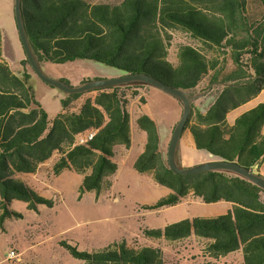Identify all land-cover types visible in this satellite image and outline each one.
<instances>
[{"label":"trees","instance_id":"trees-1","mask_svg":"<svg viewBox=\"0 0 264 264\" xmlns=\"http://www.w3.org/2000/svg\"><path fill=\"white\" fill-rule=\"evenodd\" d=\"M21 13L40 64L94 60L124 74L146 73L177 87L194 97L183 131L189 130L195 148L259 173L264 162V102L232 123L226 116L264 89V0H21ZM172 31L186 33L195 42L178 43L173 58ZM21 64L29 65L26 56ZM29 78L26 71L16 74L0 57L2 229L7 218L21 216L10 209L13 200L25 202L31 210L41 204L53 206V199L21 183L17 174L37 172L55 154L51 175L64 170L82 175L81 193L99 194L107 187L117 170L112 161L116 146L131 147V100H145L139 92L145 84L140 82L97 88L67 94L61 111L51 118L36 99ZM199 88L200 95L215 91L204 109L194 105ZM91 91L93 96L77 103ZM135 125L146 135L135 170L169 190L144 209L174 206L190 194L205 203H232L225 214L145 229L144 236L171 243L194 234L209 239L204 249L213 258L241 250L243 264H264V189L227 171L174 173L161 151L154 119L140 113ZM90 130H96L92 139L75 142ZM60 244L79 264H167L162 249L153 245L134 248L119 240L80 251L66 241Z\"/></svg>","mask_w":264,"mask_h":264},{"label":"rangeland","instance_id":"rangeland-1","mask_svg":"<svg viewBox=\"0 0 264 264\" xmlns=\"http://www.w3.org/2000/svg\"><path fill=\"white\" fill-rule=\"evenodd\" d=\"M91 2H116L118 0H89ZM252 8L254 5H252ZM13 0H0V52L3 47L8 55L11 68L19 74L27 68L30 74L35 97L40 105L52 118L62 109L61 100L67 96L59 88L41 80L29 65H22V49L13 36ZM173 45L170 56H175L178 43H192V39L183 32L172 31ZM42 71L53 79H62L72 86H78L86 81L112 79L124 72L114 66H109L94 60L78 58L65 63L42 61ZM147 88L139 90L144 101L133 98L131 105V125L139 113L150 115L157 123L162 142L165 145L162 153L166 155L167 146L172 135V126L180 118V102L164 90L144 85ZM200 95V88L196 91ZM94 91L85 93L77 102L81 104L86 96H93ZM215 91H207L197 96L195 107L204 109L212 101ZM264 102V89L248 102L242 104L227 114L228 122L246 110ZM130 106V105H129ZM145 135L133 128L132 145L129 149L117 148L112 157L117 170L109 178L110 184L99 194L95 191L81 193L79 187L83 176L73 170H64L58 175H51V166L55 154L50 160L41 164L39 172L34 174H17V180L32 190L54 200L52 207L44 204L31 210L20 200H13L10 209L18 212L20 217L7 218L0 228V264H79L69 251L60 244L66 241L80 251H92L103 248L113 241L124 240L128 246L139 248L149 241L144 236L145 229L162 228L168 224L191 217H215L225 214L231 204L227 201L205 203L200 198L191 201L183 200L180 204L164 207L157 211L146 210L144 205L155 203L166 194V187L156 184L147 173H139L134 168L136 158L143 151ZM177 155L182 157V167H192L207 163L214 155L194 146L193 138L188 130H184L179 138ZM257 170V168H255ZM264 177V162L258 167ZM168 192V191H167ZM167 242H160L168 264L186 263V251L183 246L174 250L166 248ZM158 246V245H157ZM14 250L17 255L7 260L1 251ZM177 249V252H176ZM18 252H23L18 256ZM176 252V253H174ZM5 254V252L3 253ZM180 258V259H179Z\"/></svg>","mask_w":264,"mask_h":264},{"label":"water","instance_id":"water-1","mask_svg":"<svg viewBox=\"0 0 264 264\" xmlns=\"http://www.w3.org/2000/svg\"><path fill=\"white\" fill-rule=\"evenodd\" d=\"M14 17L22 48L32 70L45 83L55 86L67 94L81 93L97 88L126 85L132 82H140L145 85L160 88L170 95L174 96L182 105L180 118L173 128L166 151V160L168 166L174 173L188 175L204 171H227L237 174L264 189V177L261 174L243 167L234 161L218 159L209 161L207 163L198 164L192 167H182L179 165L177 160L179 138L188 121L191 109V101L194 99V97H191L183 90L174 86L167 85L146 73H126L112 79L86 81L78 86H72L62 79L50 78L42 71L40 63L37 61L30 47L22 20L21 0H14Z\"/></svg>","mask_w":264,"mask_h":264},{"label":"crops","instance_id":"crops-1","mask_svg":"<svg viewBox=\"0 0 264 264\" xmlns=\"http://www.w3.org/2000/svg\"><path fill=\"white\" fill-rule=\"evenodd\" d=\"M14 2V0H13ZM13 19H14V26H13V36L15 38V40L17 41L18 43V46H20V48L22 49L23 51V56H22V59H25V53H24V50L22 48V44H21V41H20V38H19V34H18V30H17V26H16V22H15V17H14V10H13ZM0 57H2V59H4L8 64H9V60L8 59V55L6 54L4 48L2 47L1 48V52H0ZM9 66L11 67V65L9 64ZM12 69V68H11ZM13 70V69H12ZM14 71V70H13ZM24 71H27V68L25 67L24 68ZM15 72V71H14ZM16 73V72H15ZM16 74H19V73H16ZM21 75V74H19ZM144 88H147V87H144ZM83 101V100H82ZM133 104V101H131L130 103V106H129V112H130V109H131V105ZM241 106V105H240ZM236 109V108H235ZM180 110L182 112V105L180 104ZM234 110V109H233ZM232 111V110H231ZM230 112V111H229ZM228 112V113H229ZM227 113V114H228ZM140 114V113H139ZM138 114V115H139ZM137 115V116H138ZM130 116H131V113H130ZM135 116V118L137 117ZM150 116V115H149ZM151 117V116H150ZM227 117V116H226ZM135 118H134V124L133 126L131 125V140H132V132H133V128L137 131H140V132H143L141 130H139L136 125H135ZM152 118V117H151ZM155 121V120H154ZM228 121V120H227ZM156 122V121H155ZM230 123V122H229ZM157 124V123H156ZM175 124L172 126V129L171 131H173V128H174ZM188 130V129H187ZM159 131V129H158ZM189 132V130H188ZM144 133V132H143ZM145 135V133H144ZM159 135H160V132H159ZM145 140H146V135H145ZM160 145H161V151L165 145V142H162V139H161V135H160ZM145 144V142H144ZM131 145H132V141H131ZM123 148L122 146H116L115 150L117 148ZM144 148V146H143ZM220 158L218 157H215L213 158L212 160H218ZM177 160H178V163L180 166H183L181 165L180 163H182V157L177 155ZM42 166V165H41ZM40 166V167H41ZM39 167V169H40ZM39 170H37V172L33 173L34 175L37 176ZM169 192V190H167ZM166 191V194L168 193ZM193 198H197L195 196H193L192 194L186 196L185 198H183L178 204H180L183 200H188V201H191ZM230 203V202H229ZM176 204V205H178ZM231 206L228 210L231 209L232 207V203H230ZM38 209V207H37ZM191 218H194V217H191ZM191 218H186V219H191ZM4 229V228H3ZM149 241H147L146 244L142 245V246H145V245H153V246H159V243L160 242H167L165 239H149L147 238ZM209 241V239H205V238H202V237H198L194 234H191L190 236L182 239V240H179V241H173L171 243H166V245H168L166 248H169L171 250H173L172 248L176 247V246H183L185 251H186V256H185V260H186V263L188 264H243L242 261H243V258H242V251L241 250H237L235 252H231V253H228L227 255L223 256V257H219V258H213L211 256L208 255V253L206 252V250L204 249L205 248V244ZM141 247V246H140ZM161 248V247H160ZM6 248L4 250L1 251V255H6ZM10 251V250H8ZM7 251V252H8ZM5 252V254H3ZM163 252V251H162ZM176 252H177V249H176ZM174 252V253H176ZM178 253V252H177ZM23 254V252H18V256H21ZM180 259V258H179ZM5 261V258L2 259V256H1V260H0V263L4 262ZM178 261L179 260H175L174 261V264H178ZM169 260H167V264H168Z\"/></svg>","mask_w":264,"mask_h":264},{"label":"built area","instance_id":"built-area-1","mask_svg":"<svg viewBox=\"0 0 264 264\" xmlns=\"http://www.w3.org/2000/svg\"><path fill=\"white\" fill-rule=\"evenodd\" d=\"M95 132H96V130H90V131H87V132H85V133H82V134H80V135H78V136L76 137L75 142H76L77 144H84V143H86L88 140H90V139L93 138V136L95 135ZM16 255H17V253H16L14 250H10V251L8 252L7 260H11V259H13Z\"/></svg>","mask_w":264,"mask_h":264}]
</instances>
